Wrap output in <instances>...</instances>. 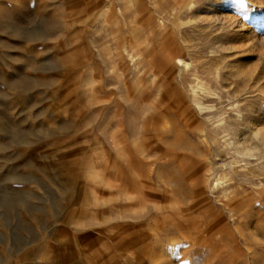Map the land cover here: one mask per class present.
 Here are the masks:
<instances>
[{"label":"rangeland","instance_id":"1","mask_svg":"<svg viewBox=\"0 0 264 264\" xmlns=\"http://www.w3.org/2000/svg\"><path fill=\"white\" fill-rule=\"evenodd\" d=\"M209 1L0 0V264H264V0Z\"/></svg>","mask_w":264,"mask_h":264},{"label":"bare ground","instance_id":"2","mask_svg":"<svg viewBox=\"0 0 264 264\" xmlns=\"http://www.w3.org/2000/svg\"><path fill=\"white\" fill-rule=\"evenodd\" d=\"M221 2V0H211V1H209L208 2V4L206 5V9H209V8H215V7H217V2ZM224 1V0H223ZM205 8V7H204ZM205 9V10H206ZM257 26V25H256ZM252 27H249V29H248V31H249V34H251V36L253 35L252 33H253V30H250ZM174 62L176 63V66H177V69L178 70H181V71H189L188 70V68H190L189 66H190V64L189 63H185V62H183L181 59H176L175 58V60H174ZM163 87V86H162ZM184 92V91H183ZM160 95V94H159ZM156 101V100H155ZM190 101V100H189ZM162 103H164V102H162ZM160 104V103H159ZM167 105V104H166ZM161 106V105H160ZM187 106V105H186ZM163 107V106H162ZM193 107H194V105H193ZM161 108V107H160ZM155 109V108H154ZM151 110V112L152 111H155V110ZM162 109V108H161ZM165 109H166V106H165ZM173 109V108H172ZM184 110V109H183ZM164 111H166V110H164ZM168 111V110H167ZM166 111V112H167ZM206 111V110H205ZM170 112V111H169ZM173 113L175 112V110L174 111H172ZM155 113H153L152 115H154ZM156 114H158L157 112H156ZM198 114V113H197ZM159 115V114H158ZM194 115V114H193ZM160 116V115H159ZM259 116V115H258ZM185 117V116H184ZM256 118V117H255ZM165 119V118H164ZM152 121V120H151ZM187 121V120H186ZM263 122V121H262ZM261 121H258V123H257V125H259V127L261 126V123H262ZM255 123H256V121L254 120L253 122H251L249 125H250V127L251 128H253V126L255 125ZM167 124V123H166ZM143 125V124H142ZM146 128H148L147 126H145ZM257 127V126H256ZM255 127V128H256ZM144 128V127H143ZM145 129V128H144ZM151 129H158V128H151ZM161 129V128H160ZM163 129V128H162ZM259 129V128H258ZM147 130V129H146ZM253 130V129H252ZM155 131V130H154ZM145 132V131H144ZM157 132V131H156ZM247 133V132H246ZM259 134V133H258ZM162 136V135H161ZM149 146V145H148ZM167 148V147H166ZM154 149V148H153ZM173 149V148H172ZM160 154V153H159ZM207 163V162H206ZM156 172V171H155ZM159 173V172H158ZM160 177V176H159ZM218 183H217V181H215L214 182V185L216 186ZM179 191H181L180 189H179ZM180 193H182V192H180ZM179 196V195H178ZM181 197V196H180Z\"/></svg>","mask_w":264,"mask_h":264}]
</instances>
